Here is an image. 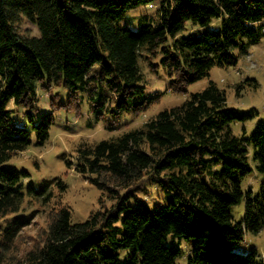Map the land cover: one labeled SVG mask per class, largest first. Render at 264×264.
<instances>
[{"label": "trees", "instance_id": "16d2710c", "mask_svg": "<svg viewBox=\"0 0 264 264\" xmlns=\"http://www.w3.org/2000/svg\"><path fill=\"white\" fill-rule=\"evenodd\" d=\"M154 1L0 0V264H177L181 239L193 242L187 264H264L256 250L232 249L264 222L262 196L241 189L249 160L264 176V123L248 137L233 134L231 122L246 116L226 106L225 91L211 80L139 125L126 121L160 97L145 94L140 56L155 67L150 57L159 53L168 88L184 92L213 66L235 65L234 48L244 52L259 41L264 0H158L156 17L142 16L137 30L117 24L126 10ZM213 18H221L218 29L178 36L186 21L205 27ZM23 20L38 34L21 32ZM38 86L47 93L46 110L38 105ZM77 97L106 117L107 129L121 130L79 144L66 161L110 200L72 222L59 199L66 189L61 178L36 187L24 182L26 170L8 163L32 144L44 145L54 111L76 113ZM149 184L162 191L153 207L140 194ZM241 200L239 221L231 208ZM27 203L50 207L19 251L37 211L28 212Z\"/></svg>", "mask_w": 264, "mask_h": 264}, {"label": "rangeland", "instance_id": "374dc122", "mask_svg": "<svg viewBox=\"0 0 264 264\" xmlns=\"http://www.w3.org/2000/svg\"><path fill=\"white\" fill-rule=\"evenodd\" d=\"M158 7L159 1L157 0L126 10L117 21V24L135 31L142 22V16L156 17ZM220 25L221 18H213L205 27L195 25L188 20L178 36L193 33L203 28L216 30ZM20 31L30 35L38 34L37 27L24 20L20 24ZM233 52L238 57L235 65L213 66L207 76L188 85L185 87V91L181 93L173 92L168 88L169 78L162 67L159 66V53L155 57H150V60L157 64L155 67H150L148 60H144V57L140 56L138 63L144 77L145 94L147 96L158 94L160 97L144 114L133 119V121L131 119L126 121L130 122L129 125H139L159 110L180 104L191 92L201 90L211 80L225 91L226 106L235 108L239 113L246 116L243 119L231 122L230 126L233 134L248 137L259 122L264 123V34L259 41L248 43L244 52H241L238 48H234ZM250 79L256 81L255 87L249 81ZM61 94L65 99V90L61 91ZM37 95L40 109H48L46 91L38 86ZM75 104L78 105L76 113L75 109H56L54 111L55 123L51 126L49 137L44 145L32 144L26 150L18 153L8 163L19 170H26L28 176L24 182L31 181L36 187L46 181L61 178L66 184V189L59 199L69 206L72 222L84 221L91 211L98 210L104 205L109 206L110 200L104 197L101 190L88 182L83 176L74 172L73 169L67 168L66 161L74 159L75 149L79 144L106 139L118 134V130H121V128L118 130L107 129L104 124L106 117L96 116L89 109L85 98L78 99L77 97ZM20 111L18 112L20 113ZM249 162L252 171L241 179V189L243 192L251 190L252 196L260 195L262 196L260 198L264 201V176L254 170L252 160H249ZM261 191L263 192L261 193ZM140 194L145 197L150 207L162 202V191L156 185L149 184L147 191ZM100 198H102L101 202H99ZM49 207L50 204L39 206L36 203H27L26 210L28 212L34 209L37 211L31 218L30 223L22 230L20 237L22 241L18 246L19 251L24 246L28 247L32 242L31 237L38 234L39 227L45 220ZM231 213L234 219L243 220L244 200L232 206ZM167 243H170V241ZM175 244L181 249V255L176 260L177 264H187L193 242L181 239L175 241ZM232 249L241 253L256 250L258 256L264 260V222L257 232L254 233L251 230L245 232L243 239L234 244Z\"/></svg>", "mask_w": 264, "mask_h": 264}]
</instances>
